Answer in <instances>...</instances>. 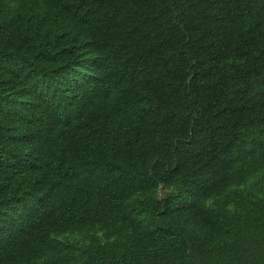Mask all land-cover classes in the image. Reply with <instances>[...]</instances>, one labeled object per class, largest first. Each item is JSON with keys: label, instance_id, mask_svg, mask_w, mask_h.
<instances>
[{"label": "trees", "instance_id": "obj_1", "mask_svg": "<svg viewBox=\"0 0 264 264\" xmlns=\"http://www.w3.org/2000/svg\"><path fill=\"white\" fill-rule=\"evenodd\" d=\"M263 166L264 0H0V264H264Z\"/></svg>", "mask_w": 264, "mask_h": 264}, {"label": "rangeland", "instance_id": "obj_2", "mask_svg": "<svg viewBox=\"0 0 264 264\" xmlns=\"http://www.w3.org/2000/svg\"><path fill=\"white\" fill-rule=\"evenodd\" d=\"M180 183L177 182L173 185L160 186L155 191L153 190L151 193L153 196L163 197L168 194H172L178 191ZM238 189L247 188L254 192L256 195L261 196L264 194V166L260 167L257 170L251 171L248 176L245 177L243 182L236 186ZM215 200V196L208 198L206 200L207 205H211ZM56 240L66 243L70 246L73 251H76L80 247L88 245L93 240H97L100 242H106L112 239L107 234V231L103 229L100 225H95L93 227H86L82 229H77L73 231L64 232L61 234H57L54 237ZM77 253V252H75ZM79 255L75 254V256L68 263L64 264H78L79 263ZM47 260V257H44L43 260L38 261L37 264H42V261Z\"/></svg>", "mask_w": 264, "mask_h": 264}]
</instances>
